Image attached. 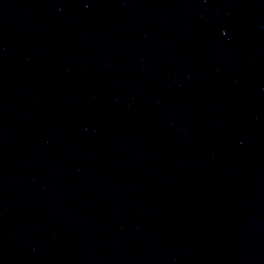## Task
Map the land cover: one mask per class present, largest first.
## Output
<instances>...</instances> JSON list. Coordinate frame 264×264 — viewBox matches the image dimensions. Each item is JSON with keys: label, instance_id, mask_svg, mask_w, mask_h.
I'll return each instance as SVG.
<instances>
[{"label": "water", "instance_id": "95a60500", "mask_svg": "<svg viewBox=\"0 0 264 264\" xmlns=\"http://www.w3.org/2000/svg\"><path fill=\"white\" fill-rule=\"evenodd\" d=\"M0 264H264V0H0Z\"/></svg>", "mask_w": 264, "mask_h": 264}]
</instances>
